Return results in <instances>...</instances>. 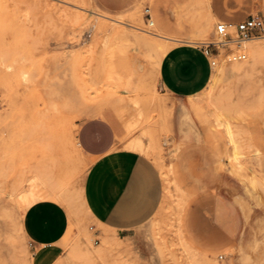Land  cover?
<instances>
[{"label": "rangeland", "instance_id": "rangeland-1", "mask_svg": "<svg viewBox=\"0 0 264 264\" xmlns=\"http://www.w3.org/2000/svg\"><path fill=\"white\" fill-rule=\"evenodd\" d=\"M226 4L264 18V0ZM168 5L188 35L159 27L157 8ZM219 21L210 0H122L117 10L103 0H0V264H30L20 214L43 198L60 202L70 220L53 264H264V151L256 145L264 133V49L250 57L246 47L243 61L211 67L199 47ZM253 41L264 46V37ZM189 63L201 85L175 99L165 83L177 64L190 78ZM176 101L183 114L175 138ZM105 107L123 130L114 149L150 158L163 182L161 207L142 230L146 258L108 233L95 236L81 200L88 161L71 133ZM134 139L143 153L129 146ZM229 176L237 180L238 236L203 248L186 229L187 208L206 192L202 181L221 187ZM229 237L224 227L208 241Z\"/></svg>", "mask_w": 264, "mask_h": 264}, {"label": "crops", "instance_id": "crops-1", "mask_svg": "<svg viewBox=\"0 0 264 264\" xmlns=\"http://www.w3.org/2000/svg\"><path fill=\"white\" fill-rule=\"evenodd\" d=\"M121 1L103 0V3L108 9L117 10L121 7ZM226 7V0H210L213 16L222 22L237 23L252 16L247 14L244 7L231 12ZM157 18L159 27L166 33L188 35L191 32L189 26H184L182 31L177 30L170 5L167 8L158 7ZM201 61L205 64L204 60ZM187 70L191 72V77L182 85L185 91L177 92L170 86L171 80L165 83L175 99L182 100L201 85L200 78H195V63H189ZM182 114V105L176 101L170 118L175 138L181 134L179 124ZM122 135L121 124L110 107L101 109L77 124L75 142L88 161L81 183V200L90 221V230L94 231L95 236L108 233L132 245L141 257L146 258L149 248L142 230L161 207L163 182L157 166L150 158L114 149ZM256 145L264 151L262 131L256 133ZM202 183L206 192L199 194L197 202L194 199L187 208L186 229L193 241L203 248L233 244L240 229L237 219V210L240 209L235 203L239 196L232 191L236 189L237 180L229 176L221 187L216 186L215 179L208 178ZM240 197H246L241 188ZM69 222L65 207L52 199H39L24 209L20 214V229L31 255L30 264H53L61 256L60 243L66 235ZM224 227L230 231L228 240L218 245L209 243V234L214 235Z\"/></svg>", "mask_w": 264, "mask_h": 264}, {"label": "built area", "instance_id": "built-area-1", "mask_svg": "<svg viewBox=\"0 0 264 264\" xmlns=\"http://www.w3.org/2000/svg\"><path fill=\"white\" fill-rule=\"evenodd\" d=\"M145 19L152 25L149 9L144 10ZM264 37V19L252 15L237 23L219 21L215 24L212 39L199 48L215 67L220 62L243 61L246 58L245 43Z\"/></svg>", "mask_w": 264, "mask_h": 264}, {"label": "bare ground", "instance_id": "bare-ground-1", "mask_svg": "<svg viewBox=\"0 0 264 264\" xmlns=\"http://www.w3.org/2000/svg\"><path fill=\"white\" fill-rule=\"evenodd\" d=\"M34 2V1H33ZM208 12H209V10H208ZM77 16V15H76ZM79 18H80V15L78 16ZM83 18V17H82ZM113 20V19H112ZM96 21V20H95ZM94 21V22H95ZM113 22V21H112ZM116 22H117V20H116ZM109 23V22H108ZM107 23V25H109ZM119 23V22H118ZM123 23V22H122ZM101 24H103V22L101 23ZM106 24V23H105ZM93 26H95V25H93ZM112 25H110V27H111ZM135 26V25H134ZM97 27V26H96ZM137 27V26H136ZM135 27V28H136ZM91 28V27H90ZM103 28H105L104 26H103ZM134 28V29H135ZM110 29V28H109ZM108 29V30H109ZM115 29V28H114ZM137 29V28H136ZM104 30H106V29H104ZM123 31V30H122ZM141 31H142V29H141ZM114 32V31H113ZM124 32H126V31H124ZM128 32V31H127ZM152 33V32H151ZM153 35H156V34H153ZM263 44V42L262 43H259V42H256V41H249V42H247V43H245V49H246V47H247V51H248V54H249V56L250 57H252L253 55H256V54H258V53H260V52H262L263 51V49H264V46L262 45ZM167 51V50H166ZM160 53V52H159ZM163 53H164V51H163ZM161 54H162V52H161ZM263 54V53H262ZM261 54V55H262ZM259 56V55H258ZM235 66H238V64H235ZM156 92V91H155ZM99 108V107H98ZM115 108H116V110H117V112H118V114H120L123 118H124V120H125V123H126V125L128 126V127H131L132 126V121L133 120H130L129 118H127V117H125L124 116V109L120 106V105H118V104H116L115 105ZM126 110V109H125ZM98 112V111H97ZM96 112V113H97ZM135 122V121H134ZM125 125V124H124ZM76 131V130H75ZM71 136L74 138V142H75V132L73 133H71ZM128 145V144H127ZM75 146H76V148L80 151V149H79V147H78V145L76 144V142H75ZM129 146L131 147V148H133V149H135V150H137V151H141V153H143L142 151H145V147L143 146V144H142V142L141 141H139L138 139H134V140H131L130 141V143H129ZM128 146V147H129ZM30 202V201H29ZM30 205V203H28V204H26L25 206H24V208H23V211H24V209H26L28 206ZM19 226H20V224H19ZM21 230V229H20Z\"/></svg>", "mask_w": 264, "mask_h": 264}, {"label": "snow or ice", "instance_id": "snow-or-ice-1", "mask_svg": "<svg viewBox=\"0 0 264 264\" xmlns=\"http://www.w3.org/2000/svg\"><path fill=\"white\" fill-rule=\"evenodd\" d=\"M171 74L172 80L170 81V86L177 92H181V87L186 82L185 70L177 64L171 69Z\"/></svg>", "mask_w": 264, "mask_h": 264}]
</instances>
